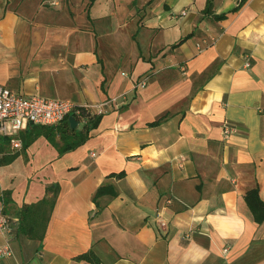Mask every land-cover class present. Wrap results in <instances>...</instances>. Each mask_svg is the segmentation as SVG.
<instances>
[{
    "label": "crops",
    "instance_id": "1",
    "mask_svg": "<svg viewBox=\"0 0 264 264\" xmlns=\"http://www.w3.org/2000/svg\"><path fill=\"white\" fill-rule=\"evenodd\" d=\"M208 1L0 0V84L80 105L125 94L73 150L54 125L28 123L19 150L2 137L0 264H264L244 198L264 202V0ZM103 184L116 195L94 202Z\"/></svg>",
    "mask_w": 264,
    "mask_h": 264
},
{
    "label": "built area",
    "instance_id": "2",
    "mask_svg": "<svg viewBox=\"0 0 264 264\" xmlns=\"http://www.w3.org/2000/svg\"><path fill=\"white\" fill-rule=\"evenodd\" d=\"M201 50V49H200ZM249 65V62H246ZM150 74H146L134 88H144L149 81ZM125 94L122 93L112 99L96 104H76L69 100L48 98L39 95L24 96L6 86L0 84V148L2 137H9L10 146L13 150L22 148V140L19 136L20 130L28 123L38 125H56L64 121L69 115L79 116L85 119L83 113L103 115L119 102H123ZM84 114V115H83ZM234 127L228 122L222 124L224 138H228ZM1 154V151H0ZM95 156V152L91 153ZM12 233L10 217L0 211V235L8 237ZM227 247L223 252H227ZM12 253L8 238L0 245V257H7Z\"/></svg>",
    "mask_w": 264,
    "mask_h": 264
},
{
    "label": "trees",
    "instance_id": "3",
    "mask_svg": "<svg viewBox=\"0 0 264 264\" xmlns=\"http://www.w3.org/2000/svg\"><path fill=\"white\" fill-rule=\"evenodd\" d=\"M87 1H88V6H90L95 0H87ZM241 2H243V0H241ZM211 8H212V0H209L204 13L205 14L211 13ZM237 8L238 7L233 8L232 11L236 10ZM216 17L223 18L225 17V14H220ZM183 40L184 38L180 39L177 43H174L172 47L177 46ZM83 113L86 115L85 119H83L82 117L76 116V119L79 122V126L75 128L70 127L68 118H66L64 121H62L61 123L57 125L46 128L45 134L48 137H50L52 130H57V132L60 134L63 144L59 148V153H64L66 151H70V150L77 148L80 144H82L84 141H86L89 138L90 131L94 129L95 127H97L101 115L90 114V113L88 114L85 111H83ZM123 174L124 172H119L116 174L112 173L110 174V176L116 175L117 177H120ZM46 192L47 193L51 192L52 193L51 197L48 199L47 198L41 199L36 205L42 204V205L47 206L51 210L57 198L58 186L47 187ZM105 194H108L111 196L116 195V192L112 185L103 184L99 186L93 195V201L96 202L99 196H102ZM244 198H245V202L247 206L249 207L250 211L252 212L254 216V220L258 223H261L264 220V202L259 197L258 188L254 187L252 189H249L246 192ZM29 208H28V212L30 210ZM26 219H27L26 223L22 226L21 230L24 233H29L30 235L38 234L40 232L39 227H38L40 222L36 219L33 220L31 217V214H27ZM31 220H33V222H31ZM43 232H44V229L42 227L41 235L38 238L41 239L43 237ZM75 259L83 260L87 264H100L98 257L93 253L92 250H88L86 252H83L77 255Z\"/></svg>",
    "mask_w": 264,
    "mask_h": 264
},
{
    "label": "water",
    "instance_id": "4",
    "mask_svg": "<svg viewBox=\"0 0 264 264\" xmlns=\"http://www.w3.org/2000/svg\"><path fill=\"white\" fill-rule=\"evenodd\" d=\"M68 121L70 123L71 128L77 127V125L79 123L78 120L73 115L68 116Z\"/></svg>",
    "mask_w": 264,
    "mask_h": 264
},
{
    "label": "bare ground",
    "instance_id": "5",
    "mask_svg": "<svg viewBox=\"0 0 264 264\" xmlns=\"http://www.w3.org/2000/svg\"><path fill=\"white\" fill-rule=\"evenodd\" d=\"M70 116V115H69ZM75 117V116H74ZM68 118V117H67ZM76 118V117H75Z\"/></svg>",
    "mask_w": 264,
    "mask_h": 264
},
{
    "label": "rangeland",
    "instance_id": "6",
    "mask_svg": "<svg viewBox=\"0 0 264 264\" xmlns=\"http://www.w3.org/2000/svg\"><path fill=\"white\" fill-rule=\"evenodd\" d=\"M1 168V167H0Z\"/></svg>",
    "mask_w": 264,
    "mask_h": 264
}]
</instances>
